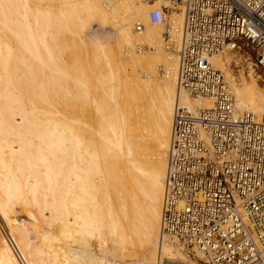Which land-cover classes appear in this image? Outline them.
<instances>
[{"label":"bare ground","instance_id":"1","mask_svg":"<svg viewBox=\"0 0 264 264\" xmlns=\"http://www.w3.org/2000/svg\"><path fill=\"white\" fill-rule=\"evenodd\" d=\"M164 2L0 0V264H153L159 251L191 262L160 232L167 151L175 107L195 113L212 103L176 85V55L161 45L165 25L147 17ZM75 21L113 31L114 41L95 43L110 70L96 66L95 74L106 79L93 75L91 55L93 65L78 60L80 37L74 47L70 40L71 61L58 60L69 45L64 28ZM181 24L182 14L172 13L169 26ZM147 43L154 52L134 49ZM249 48L240 42L210 62L224 74L236 111L258 117L264 81ZM240 51L245 71L235 74ZM112 69L122 70L120 82ZM258 253L264 262V249Z\"/></svg>","mask_w":264,"mask_h":264},{"label":"built area","instance_id":"2","mask_svg":"<svg viewBox=\"0 0 264 264\" xmlns=\"http://www.w3.org/2000/svg\"><path fill=\"white\" fill-rule=\"evenodd\" d=\"M171 2L172 9L181 6L170 13L182 14L178 31L169 26L165 4L150 8L148 20L165 25L162 39L177 58V87L209 98L212 106L195 113L183 106L173 111L160 232L191 262L264 264L258 253L264 249V105L258 117L237 112L221 70L210 62L212 55L243 42L255 50L264 70V0ZM153 264L191 263L159 251Z\"/></svg>","mask_w":264,"mask_h":264},{"label":"rangeland","instance_id":"3","mask_svg":"<svg viewBox=\"0 0 264 264\" xmlns=\"http://www.w3.org/2000/svg\"><path fill=\"white\" fill-rule=\"evenodd\" d=\"M162 1H168V2H164L163 4H165L167 7H168V14H167V17L168 18H170V13L171 12H173V11H179V9L181 8V6H177V9H172V2H171V0H162ZM159 4V3H158ZM78 23V22H77ZM76 23V21L74 22V23H72V25L69 23L67 26H66V28H64V29H67V30H65V31H63V32H65V33H62V31H61V29H59L60 30V32L64 35L65 34V36L66 37H64V38H66V43L65 44H69L68 46H69V48H68V46L66 47V48H68V52H67V50H66V48L65 49H62V51L64 52H61L60 53V55L61 56H59V57H61V58H58V60L60 59H62L63 60V62H66L67 61V63L66 64H68L70 61H71V58H73V55L72 54H70L71 52H69V49L71 48V50L70 51H72L73 49V47H74V45L76 46L77 45V40L79 39V38H77V37H80V40H78V41H81L80 43H78V46L80 47V49L82 48H84L85 50L83 51V53H82V51H81V53L83 54L82 56L85 58H83V59H81L82 57H80L81 56V53L80 54H78V60H80V61H84L85 62V60H86V63H89V64H91V65H93V63H94V59H95V61L97 62V65H96V62L94 63L95 65H94V67H93V71H95V72H93V75L97 72V73H99L97 70L99 69V70H101V72L102 73H104V71L105 72H107L108 73V71L110 72V70L108 69V67H107V62H106V60H105V58L104 57H106L107 58V56H105L104 55V53H103V51L101 50V48H100V46H96L95 45V43H102V45H107L110 41H114V39H113V37L115 36L114 35V33H113V31L111 30V29H109V28H107V27H103V26H98V25H96V24H92L91 26L89 25V26H84V28L86 29H83V26L80 24V23H78L77 24ZM73 24L75 25V24H77V25H79L77 28V30L75 31L76 33L74 34V33H72L74 30L73 29H76V27L74 26L73 27ZM69 25H71L70 27H73V28H70L69 27ZM76 25V26H77ZM143 25V24H142ZM135 26V23H134V25H133V27ZM64 29H62V30H64ZM73 31H72V30ZM79 29H83V30H79ZM55 30H57V29H54V31ZM133 30H134V28H133ZM162 30V29H161ZM79 31V33H78V35H77V32ZM68 32V33H67ZM70 32V33H69ZM67 35H69V36H67ZM77 35V36H76ZM76 38V40H75V42L73 43V41H74V39ZM115 38V37H114ZM69 39V40H68ZM71 39H73L72 40V43H73V47L70 45L71 43H70V40ZM108 39V40H107ZM133 43H134V37H133ZM131 41V42H132ZM64 42V41H63ZM62 42V43H63ZM62 43H60V46H65L64 44H62ZM94 43V44H93ZM106 43V44H105ZM145 43V42H144ZM161 43H162V40H161ZM164 43V42H163ZM163 43L161 44L162 46H163V50H164V48H165V45H163ZM62 44V45H61ZM89 45V46H88ZM90 47V48H89ZM249 47V45H247V48ZM63 48V47H62ZM95 48L97 49L98 48V50L97 51H95ZM123 48V50H125V51H128L129 49H127L126 47H122ZM122 48H121V51H123L122 50ZM81 49V50H82ZM92 51H93V54H92ZM155 51V48L151 45V44H149L148 45V43L146 44V46L143 48V49H141L140 50V52H148V53H152V52H154ZM167 54L169 53V54H173L172 52H170L169 50H167L166 48H165V50H164ZM66 52V53H65ZM73 52V51H72ZM84 52H85V56L87 55H89L88 57L86 56H84ZM86 52H90L89 54L88 53H86ZM97 52H99V54L97 53ZM100 52H101V54H100ZM137 53H140L139 51H136ZM69 53V54H68ZM95 53H97V54H95ZM122 54H123V52H121ZM74 54V53H73ZM107 54V53H106ZM248 54H249V56L251 57V59L250 60H252L253 62H255V63H257L256 62V59H255V55H256V53H255V50H253L252 48H249V52H248ZM71 57H70V56ZM90 55H91V58H94V59H90L89 57H90ZM108 55V54H107ZM239 59H238V61H235L234 63L235 64H233V69L235 70V74H238L239 73V71H240V68H241V70L242 71H245L244 69H245V61H244V59L247 57L243 52H239ZM102 56H104V57H102ZM100 57L102 58V60L100 59ZM123 57H124V55H123ZM87 58V59H86ZM99 58V59H98ZM88 59H90L91 61H88ZM59 60V61H60ZM62 60L60 61V62H62ZM69 60V61H68ZM102 61V62H101ZM100 62V63H99ZM106 62V63H105ZM103 67H100V65ZM112 64V63H111ZM96 66H98V69H97V67ZM113 66V69L117 72V69H115L114 67V65H112ZM161 66V67H160ZM104 69V70H103ZM113 69H112V71H113ZM258 70V74L260 75V81H264V70L262 69V68H257ZM119 70L120 69H118V74L115 72V71H113L114 73H115V75H117L119 78H120V74H121V77L123 76L124 77V75H122V73L123 72H119ZM156 72H155V74H157V75H155V77L157 78V80L159 79V81L161 80H163L164 79V77L162 76V70H163V66L160 64V65H158L157 67H156ZM120 71H122V70H120ZM159 71V72H158ZM106 73V74H107ZM101 74V73H100ZM100 74H95V78H99V79H106L107 77L105 76V77H103L104 75H106V74H101V76H100ZM223 74V73H222ZM63 75V74H62ZM92 75V76H93ZM63 76H65V75H63ZM223 76H224V74H223ZM123 77L122 78H120L119 79V82L121 81V79H123ZM224 79H225V76H224ZM72 79H70V81H71ZM69 81V82H70ZM74 80H72L71 82H70V85H69V82H68V86H70L69 87V89H71V91H73L72 90V88H74V87H72V86H74V82H73ZM123 81V80H122ZM114 82V81H113ZM262 84H263V82H261ZM73 84V85H72ZM114 83H112V85H113ZM228 84V83H227ZM114 86H115V84H114ZM264 86V85H263ZM229 88H230V86H229ZM230 90H231V88H230ZM235 98V97H234ZM62 102V108L65 110V111H67V112H70V113H73V111H72V103L71 102H64V101H61ZM74 116V115H73ZM100 196V194L97 196V199H102L103 197L102 196H100V198H98ZM99 201V200H98ZM101 201L102 200H100L99 202L101 203ZM188 259V258H187ZM189 260V259H188ZM191 261V260H190ZM192 261H194V262H190L191 264H198V263H201V264H203V262H201V261H198V259L197 258H195V260H192Z\"/></svg>","mask_w":264,"mask_h":264}]
</instances>
